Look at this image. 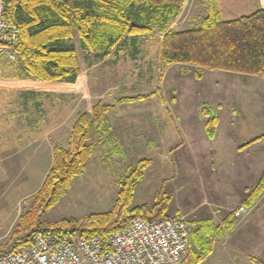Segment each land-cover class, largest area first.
<instances>
[{
    "label": "rangeland",
    "instance_id": "1",
    "mask_svg": "<svg viewBox=\"0 0 264 264\" xmlns=\"http://www.w3.org/2000/svg\"><path fill=\"white\" fill-rule=\"evenodd\" d=\"M218 9L224 21L257 10L255 3L245 0H218ZM206 10L201 5L189 6L171 28L184 31L200 27L207 16ZM161 38L145 36L136 48L128 44L122 47L119 55L100 60L94 53L83 52L76 37L72 43L78 50L81 72L80 87L75 91L59 87L52 89L44 82L25 79L19 75L22 64L18 59H0V255L9 249V241L21 215L39 206L35 197L53 165L55 144L66 146L74 121L99 102L112 106V109L107 114L104 128L93 126L91 142L94 152L87 168L73 180L68 193L43 215V227L70 219L82 223L91 214L111 210L125 177L142 159L151 160V164L136 197L134 195L133 206L154 204L157 194H166L171 198L167 213L175 218L188 215L184 218L189 224L194 217H206L207 210L218 209L217 205L230 207L239 202V197L226 196L224 192L255 183L257 176L249 174L247 161L248 152L257 146L252 144L240 155L223 156L210 164V158H191L181 129L183 122L199 135L203 126L199 119H203L205 126L201 108L206 104L222 118L223 132H231L242 145L262 135L264 76L209 70L198 80L193 68L182 70L176 65L163 84L159 68ZM132 53L136 56L133 57ZM138 95L149 97L135 102H119L122 98ZM162 96L173 112L170 116L165 111V119H171L172 123L165 128L160 123L157 129L148 130L150 116L140 112L155 107L153 100L157 106ZM36 118H42V129L37 133L34 127ZM40 131L43 134V159L37 164L25 154L32 153L39 145V141L34 143V137L39 136ZM10 133L13 145L15 138L19 147L30 142L34 145L20 149L21 155L11 158L4 148L9 146L7 138ZM253 168L262 172L264 159L262 164H255ZM260 206L241 222L233 238L241 244L250 238L254 247L262 249L257 254L252 246L250 253L257 256V264H264V243L260 244L264 242V199Z\"/></svg>",
    "mask_w": 264,
    "mask_h": 264
},
{
    "label": "trees",
    "instance_id": "2",
    "mask_svg": "<svg viewBox=\"0 0 264 264\" xmlns=\"http://www.w3.org/2000/svg\"><path fill=\"white\" fill-rule=\"evenodd\" d=\"M185 0H8L7 18L19 30L15 51L22 67L19 75L52 87L76 83L80 75L78 50L72 41L78 37L81 50L94 53L100 60L119 55L122 47L135 48L145 36L161 38L160 82L173 64L194 66L195 79L205 69L264 76V9L250 15L224 21L218 0H207V16L200 27L184 31L171 28L180 16ZM133 57L136 53H132ZM50 87V86H49ZM149 95L122 98L120 103L135 102ZM112 106L102 102L76 120L66 146L55 144L53 165L35 197L36 205L24 212L12 233L9 249L28 247L33 235L55 231L86 237L100 236L124 229L136 218L148 220L174 218L167 213L171 198L157 194L153 205L133 206L137 184L143 180L151 160L142 159L129 172L111 210L59 224L42 225V217L69 191L73 180L81 176L94 152L93 126L104 128ZM201 117L210 139L216 134L218 115L204 104ZM264 139V133L241 148ZM264 196V172L258 184L248 190L244 206L252 208ZM242 204V205H243ZM223 227L210 220L191 222L190 249L179 264H201L213 252L215 239L231 231L237 219L229 214Z\"/></svg>",
    "mask_w": 264,
    "mask_h": 264
},
{
    "label": "built area",
    "instance_id": "3",
    "mask_svg": "<svg viewBox=\"0 0 264 264\" xmlns=\"http://www.w3.org/2000/svg\"><path fill=\"white\" fill-rule=\"evenodd\" d=\"M8 0H0V59L15 61L19 30L7 18ZM239 218L247 213L240 205ZM191 227L184 218L132 219L106 238L40 231L28 247L0 255V264H179L190 249Z\"/></svg>",
    "mask_w": 264,
    "mask_h": 264
},
{
    "label": "crops",
    "instance_id": "4",
    "mask_svg": "<svg viewBox=\"0 0 264 264\" xmlns=\"http://www.w3.org/2000/svg\"><path fill=\"white\" fill-rule=\"evenodd\" d=\"M227 1H230V0H227ZM235 1H237V0H235ZM245 1H247V2L251 1L252 4L255 3L257 10L258 9H264V0H245ZM200 5L205 6L207 9V0H201L200 2L199 1L197 2L196 0H185L181 15L189 6H193L195 8V7L200 6ZM159 44L161 46V43H159ZM112 56H114V55H112ZM112 56H109V57H112ZM176 65H178L179 67H182V68H180L182 70L185 67H190V68L194 69V66H191V65L186 66V64H180V63L173 64L166 69V71L164 73V77H163V84L166 82L168 74H169L170 70L172 69V67H174ZM159 68H160V60H159ZM182 70H179V72H181V73L184 72ZM206 71H209V70L205 69L204 73H206ZM180 76L182 77L181 74H180ZM79 80H80V77L78 76L76 83H73V84L72 83H64L61 86H57V87H59L60 89L75 91L80 87V86H78ZM46 84L50 85L49 83H46ZM50 88L55 89V87H52L51 85H50ZM32 95H34V94H32ZM151 99L153 100L154 98H151ZM149 100L150 99H148V101ZM152 104H154L153 106H155V107H151V108H148L147 110L140 112V113H148L150 116V124H149L148 130H153V128L157 129V125H159L160 123L162 125V128H165V125H167V124L170 125L172 123V120L171 119H168V120L165 119V111H168L170 113V116L172 115L173 112H172L171 107L166 102L165 96L164 97L162 96V101L157 106H156L155 100H153ZM37 108H38V105H37ZM161 117H164V118L161 119ZM198 118H200L199 115H198ZM218 119H219V123L217 126V132H216V135L213 139H209L207 137L203 119H201L202 121L199 119V122L203 125L201 127V133H199V135L197 134L196 130L193 129V127H190L186 123L182 122L181 131H182V133L186 139V143L190 144V145L186 144L185 146L190 148L189 154H191V158H193V159L201 158V160L206 159V158L207 159L210 158L209 163L214 164L213 163L214 159L222 158L223 156L225 157V156H228L230 154H233V157H234L236 154L240 155V153L247 151L246 149L251 147V145H249V146H247L248 148L245 147L244 149H241V145H242L241 142L235 140V138L232 137L233 135L231 132H223L222 127H221L223 120L220 117V115H218ZM185 121H187V120H185ZM178 122H179V119H178ZM261 122H262L261 128L264 129V121L261 120ZM258 123L260 124L259 121H258ZM74 124H75V121H74L73 125L71 126V128H73ZM34 127L36 129V133H37L38 129L39 130L42 129V118H40L39 120H38V118L35 119ZM202 129H203V133H202ZM158 132H161V131H158ZM196 135H198V136H196ZM7 139H8L7 142L9 143V146H6L4 148H7V150H8L7 155L11 158L18 156L19 154L21 155V152L19 153L20 149L25 148L27 146L34 145L30 142L24 147H22V146L19 147L16 144L17 143L16 138H15V142H14L15 145H13L14 139L11 136V133L8 135ZM38 141H39V145H36L35 150L32 153H29V154L26 153L25 154L26 158L34 159V162L37 164L41 163V161L43 159L44 144H43V134L41 133V131H40L39 136L37 135L36 137H34V143H37ZM262 141H264V139ZM262 141L255 143L254 145L257 146V148L250 150V152H248V154L250 155V157L248 158V161H247L248 165H249L248 171H249V174L251 173V174H255L257 176L255 183H253L251 185L239 186L238 190L231 189L229 192H224L226 196H237V197H239L240 198L239 202L235 203L234 205H232L230 207H224V206L220 207V205H217L218 209H209V210H207L206 213H204L206 217H203V216L194 217V219L191 222L196 221V220H210L213 222V224L215 226H219V227L224 226V224L226 223L225 220L227 219L229 214H231L234 210H236L240 205L243 204V201L246 199V197L248 195V190L253 188L254 186H256L258 184L259 180L261 179V176L264 172V169L262 172L256 171L254 169L255 167L253 168V165L255 166V164H258V165L262 164V161L264 159V153L262 151V145H263ZM14 148L15 149L19 148V149L15 150ZM12 149H14V150L12 151ZM9 151H11V152H9ZM143 181H144V179L142 181H140L139 184L137 185L136 190H135V197H136V193L138 191V187ZM155 197H154V201H155ZM263 199H264V196L252 208H248L246 206L247 213H245L243 215V217L241 216L242 218L241 217L236 218L237 223L231 229V231L225 232L224 235H221L222 231L220 232V236H217L215 239V245L213 248V252L201 264H257L258 263L257 256L254 255L253 253H250V251H249L254 247L252 245L251 239L248 238L247 240L243 241V244H241V242L237 239H234L233 236L236 233V231L238 230V227L241 224V222L244 219H246L247 217H250L251 215H253V213H255V211H257L261 208L260 202ZM143 204L153 205V203H149V202L143 203ZM236 205H237L236 209L235 208L233 209V207H235ZM187 216L188 215H182L180 218H184ZM263 243L264 242H262L260 244H263ZM254 248H255L257 254H260L262 252L261 248H258V249L256 247H254Z\"/></svg>",
    "mask_w": 264,
    "mask_h": 264
}]
</instances>
